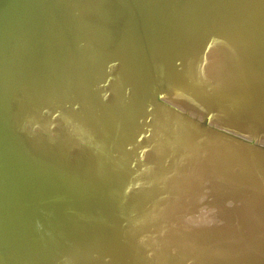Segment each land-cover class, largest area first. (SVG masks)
<instances>
[{
  "label": "water",
  "instance_id": "water-1",
  "mask_svg": "<svg viewBox=\"0 0 264 264\" xmlns=\"http://www.w3.org/2000/svg\"><path fill=\"white\" fill-rule=\"evenodd\" d=\"M0 264H264V0H0Z\"/></svg>",
  "mask_w": 264,
  "mask_h": 264
}]
</instances>
